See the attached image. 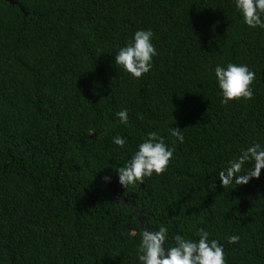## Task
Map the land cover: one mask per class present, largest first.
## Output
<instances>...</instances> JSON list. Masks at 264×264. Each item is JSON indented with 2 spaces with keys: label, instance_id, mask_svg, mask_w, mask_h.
I'll return each instance as SVG.
<instances>
[{
  "label": "trees",
  "instance_id": "trees-1",
  "mask_svg": "<svg viewBox=\"0 0 264 264\" xmlns=\"http://www.w3.org/2000/svg\"><path fill=\"white\" fill-rule=\"evenodd\" d=\"M16 2L0 0V264H136L142 228L160 224L169 243L203 227L226 264H264V168L232 188L216 177L252 140L264 147V29L231 0ZM145 27L157 56L133 79L112 53ZM228 61L255 72L252 99L220 103L212 68ZM152 130L173 158L124 188L116 169Z\"/></svg>",
  "mask_w": 264,
  "mask_h": 264
},
{
  "label": "clouds",
  "instance_id": "clouds-1",
  "mask_svg": "<svg viewBox=\"0 0 264 264\" xmlns=\"http://www.w3.org/2000/svg\"><path fill=\"white\" fill-rule=\"evenodd\" d=\"M231 6L243 24L249 28L264 29V0H231ZM155 34L150 27L137 28L122 46L112 53V63L119 66L133 79H140L153 68V57L157 48L153 43ZM215 86L218 89L220 103L228 104L232 100H250L254 96L252 83L255 72L245 63H216L212 68ZM121 124L129 120L128 110L121 108L114 113ZM175 141L183 143L184 136L180 128L171 126L166 129ZM104 134L101 129L100 135ZM111 142L125 148L127 137L115 134ZM175 150L174 143H167L160 130L146 131L139 137L135 149L130 153L124 165L116 169L118 183L124 188L142 184L144 179L166 171ZM251 165V166H249ZM264 168V147L252 140L240 148L238 153L227 159L223 167L216 172L219 184L224 188L244 184L250 178H258ZM105 181L110 177H103ZM214 187L213 183L209 185ZM125 195V194H124ZM240 240L238 233L226 235L228 244ZM169 228L164 224L155 229L142 228L137 246L136 264H226L225 246L218 239L209 238V231L203 227L195 228V236L177 233L170 238Z\"/></svg>",
  "mask_w": 264,
  "mask_h": 264
},
{
  "label": "water",
  "instance_id": "water-1",
  "mask_svg": "<svg viewBox=\"0 0 264 264\" xmlns=\"http://www.w3.org/2000/svg\"><path fill=\"white\" fill-rule=\"evenodd\" d=\"M5 1H7V2H9L11 4H16L17 3L16 0H5ZM21 10L23 11V9H21ZM109 183H110L111 186L115 185V181H110Z\"/></svg>",
  "mask_w": 264,
  "mask_h": 264
}]
</instances>
